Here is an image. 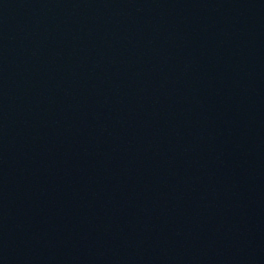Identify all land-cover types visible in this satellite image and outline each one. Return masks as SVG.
Wrapping results in <instances>:
<instances>
[{
	"label": "water",
	"instance_id": "1",
	"mask_svg": "<svg viewBox=\"0 0 264 264\" xmlns=\"http://www.w3.org/2000/svg\"><path fill=\"white\" fill-rule=\"evenodd\" d=\"M0 264H264V0H0Z\"/></svg>",
	"mask_w": 264,
	"mask_h": 264
}]
</instances>
